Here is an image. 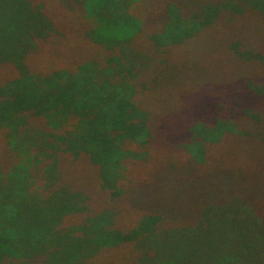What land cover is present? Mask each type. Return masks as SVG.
Returning a JSON list of instances; mask_svg holds the SVG:
<instances>
[{
  "label": "trees",
  "instance_id": "trees-1",
  "mask_svg": "<svg viewBox=\"0 0 264 264\" xmlns=\"http://www.w3.org/2000/svg\"><path fill=\"white\" fill-rule=\"evenodd\" d=\"M76 2L81 8L79 20H82V24L80 29L86 33L85 36L91 43L98 44L106 50H110L116 45L123 46L138 32L141 30L143 32L144 26H147L146 19L138 17L137 11H129L128 5L117 6L115 0H78ZM112 2L114 4H111ZM181 2L167 4V22L164 21V25H162L161 21L163 22V20L157 17L158 23H161L162 27L160 25V28H153V35L149 36L155 46L168 45L163 57L159 60L146 56V51L141 53V42L133 44V47L136 48L131 49L126 58L107 56L103 64H100L98 59L91 55L86 58V61L76 65L73 71L59 69L44 75L29 72L22 54L18 57L7 56L5 59H0V65L3 67L10 65L11 62L12 66L17 69L16 76L11 78L12 83L27 81L40 85L41 88L36 89L42 91L41 97L38 99L45 100L40 105H35L34 101L28 105L25 103L21 105L18 102L15 105L13 100L9 99L5 105H2L3 109L10 108L12 110V113L5 112L0 115V127L7 128V146L17 152V161L11 165L9 170L10 182L14 187L10 183L5 185V182L2 181L8 174L5 177L4 174L0 180V264H28L36 252H44L47 249L49 250L45 253L46 258H43L46 264H86L85 259L91 261L90 258L93 255H95L94 260L87 264H94L96 260L99 264H104L109 261L108 258H99V255L103 250L111 248H123L120 260L127 264H153V261L154 264L158 262V264H203L187 255L189 254L188 249H191L188 242L189 239H192L190 237L179 240L181 241V244L178 245L179 251L187 253L180 255L183 259L178 257L176 262L171 257L153 260L152 253L147 250L149 246L154 245V242L164 243L181 233L197 235L206 231L207 227L205 228L204 224L199 221L201 215L197 216L201 209H205L207 212L205 216L212 219L220 214L217 211L208 213L210 209L219 210L230 204L242 202L245 207L240 208L254 213L252 205L248 202L250 201L247 194L248 189L242 190L241 185H244L239 181V173L242 172V169L238 168V164L234 169L229 168L228 181L223 173L215 172L213 176H206L198 182L194 173L210 159L219 142L225 141L226 135L233 131H240L238 127L232 126L228 121L218 120L215 126H208V128L189 127L190 132L187 130L185 133L187 136L190 135L191 143L185 144L184 148L190 155L182 165L187 164V171H181L182 166L170 170L169 167L172 165L164 162L165 164H161L155 172L151 173V181L128 182L125 184L127 187L122 186L123 188L117 185L120 178H126L125 175L123 177L122 172L123 162L128 159L140 160L144 155L143 152L126 145L131 143L140 146L146 143L154 145V136L159 133L158 124L160 122L157 127L153 128V133L149 130V118L152 115L148 112L150 108L147 107V103L145 104L147 98L145 97V100L142 101L136 98L138 100L132 101L131 97L135 93L134 84L138 83L137 85L148 87L142 80V72L149 65L155 63L163 65L167 57L175 53L174 48L177 49L176 47L183 39L198 35L212 22L217 23L221 19V14L218 11L219 16H216L215 19H212L211 11H208L207 15L201 12L196 13L195 16L189 14L184 18L185 9L182 8ZM111 5L114 12H108L111 11ZM59 18L63 17H37V20L41 22L39 24L40 31L38 30L35 35L42 37L47 30L53 28L54 31L60 32L55 21ZM74 28L78 29V26ZM156 30L158 31L156 32ZM33 40V37L31 40L29 36L30 44L25 49L29 50L33 47ZM234 48V46H230L233 53L228 56L233 69L242 61L241 57L247 58V60L259 58L258 52L251 50L239 52ZM151 51L153 50H148L147 54L148 52L151 54ZM261 55L260 58L263 60L264 55ZM100 58L103 59V55ZM236 59L240 61H236ZM114 75L119 78L112 79ZM225 78L226 76H215L211 81L207 80L205 84L212 86L213 83L220 82L219 80L224 81ZM233 84L236 85L235 82ZM250 86V83H247L246 87L249 91ZM9 87L10 81L4 85L0 84L1 95L8 96ZM185 87H189V83ZM196 87L198 86L185 91H180L179 88L178 91H180L179 94H185L197 90ZM109 89L113 90L114 97L105 96ZM229 89L232 94L228 96L227 100H231L233 103L235 97L238 96V91L236 87L232 89L231 85ZM240 92L245 96L249 94L246 89ZM205 93H209L208 90L201 91V95ZM250 96L248 95V97ZM210 98H214V96L210 95ZM224 101L226 102L225 97ZM143 104L146 106L144 107ZM217 107L216 104H213L214 109L218 110ZM26 111L42 116L46 127L50 131L52 130L51 132L46 131L43 136L35 132L37 136L40 135L38 142L40 147L32 146L34 144L32 138L35 135L32 132L28 134L21 131L22 139L14 137L16 129L18 130L20 127L18 125L21 123L17 117ZM212 116L214 117V114ZM70 118H76L74 126L79 134L72 135V131H69L71 125L67 124H69L68 119ZM65 126L67 127L65 128ZM96 126L103 128L104 133H97ZM201 128L209 132L204 131L205 133H203ZM92 131L95 132L97 138L96 146L91 140L92 136H90L91 139H87L80 134ZM32 147L35 148L32 149ZM53 150H56V153L62 151L69 153L72 158L79 153L85 154L89 163L96 166L97 178H94L95 172H92L91 169V171L89 169L84 171L88 174L91 185L93 186L99 180L100 187L108 190L111 197L124 196L128 206H131L129 212L133 213L132 216H128L130 224L116 227L115 216L119 217L124 213L115 214V211L112 210L100 211L99 204L103 203L101 200H97L98 207L96 208L98 209L92 210L91 216L86 217L78 224L57 229L56 225L59 224L63 216L87 209L84 202V197L87 194L82 189L87 187L88 180L82 183L86 186L73 191L63 186L53 187L48 192H45L46 187L38 186L37 188L35 186L31 189V184L29 185L28 181L32 180V173L34 176L36 175V165L43 164L45 158H49L50 162L41 166L43 176L47 178V174L51 177L52 173L57 172L56 177L64 176L65 178L66 171L64 173L60 170L61 174L58 175L56 162L58 156ZM198 162L202 163L199 164L201 165L199 167L195 165ZM231 170L236 172L235 175H232ZM127 178H130L128 179L130 181L137 177L129 176ZM96 194L99 198V193L96 192ZM20 195L23 196L20 197ZM254 196L259 199L264 196V192H255ZM188 206L190 208L186 209ZM189 219L191 220L189 221ZM251 244L252 241H248L247 247L256 248H253ZM132 255L134 258L131 261L128 258ZM234 261L235 258H231L230 262L228 259L220 257L217 258V261L212 262L211 260L209 263L233 264Z\"/></svg>",
  "mask_w": 264,
  "mask_h": 264
},
{
  "label": "rangeland",
  "instance_id": "rangeland-1",
  "mask_svg": "<svg viewBox=\"0 0 264 264\" xmlns=\"http://www.w3.org/2000/svg\"><path fill=\"white\" fill-rule=\"evenodd\" d=\"M76 1L78 0H0V59H5L7 56L18 57L22 54L29 72L44 75L59 69L73 71L76 65L86 61V58L91 55L96 57L100 64H103L107 56L126 58L129 51L136 48L133 47V44L141 42L140 52L146 51V56L159 60L163 57L168 45L155 46L149 36L153 35V28H160L161 23L164 25V21L167 22V4L182 1L180 4L185 9L184 18L188 17L189 14L195 16L196 13L201 12L207 15L208 11H211L213 13L212 19H215L220 12L221 19L219 22H212L198 35L183 39L179 44L180 47L174 48L175 53L170 54L163 65L151 64L142 72V80L148 87L137 85L138 83L134 84L133 81L135 93L131 97L132 101L138 99L142 101L145 100V97L147 98L145 104L147 103V107L150 108L148 112L152 115L149 118V130L153 133V128L157 127L160 122L158 124L159 133L154 136V145L151 143L142 146L135 143L126 145L143 152L144 155L143 159H128L123 162L122 172L123 177L125 175L126 178H120L117 185L124 187L128 182L151 181V173L155 172L161 164H171L170 170L179 168L190 155L184 148L185 144L191 143L190 135L187 136L185 133L187 130L190 132V126L208 128V126H215L218 120L228 121L232 126L238 127L240 131H233L226 135L225 141L219 142L210 159L194 173L198 182L206 176H213L215 172L223 173L228 181L229 168L234 169L238 164V168L242 169V172L239 173V181L244 185H241L242 190L248 189L247 194L250 200L248 202L252 205V212L255 215L244 208H240L245 207L242 202L230 204L219 210L210 209L208 213L217 211L220 214L212 219L205 216L207 214L205 209H201L197 216L201 215L199 221L204 224L205 228L207 227L206 231L197 235L181 233L164 241V243L154 242V245L149 246L147 251L152 253L153 260L171 257L176 262L178 257L183 259L180 255L188 252L187 255L190 258L203 264H212L209 263L211 260L214 262L220 257L226 258L230 262L231 258H235L233 264H264V196L259 199L254 196L255 192H264V57L263 60L260 58L261 54L264 55V0H115L117 6L128 5L129 11H137L138 17L146 19L147 26H144L143 32L142 30L138 32L131 39L132 41H128L123 46H113L110 50L91 43L86 38V33L80 29L82 24V20H79L81 8ZM235 1L236 3H234ZM108 12H114L113 6ZM48 16L63 17L55 19L60 32L54 31L53 28L47 30L42 37L35 35L41 22L37 20V17L47 18ZM157 17L163 22L161 21L159 24ZM76 26L78 29L74 28ZM62 31L64 32L63 36ZM29 36L31 40L32 37L34 40L33 47L27 50L25 47L30 44ZM129 42L130 44H128ZM230 46H234L239 52L250 50L258 52L259 58L249 59L250 62L243 57H241L242 61L236 59L240 62L233 69L228 59V56L233 53ZM150 49L153 50L152 53L148 52L147 54ZM102 55L103 59L100 58ZM0 66V84L4 85L10 81L8 96L0 93V115L5 112L12 113L10 108L3 109L2 106L9 99H12L15 105L17 102L21 105L23 103L28 105L33 101L35 105H40L45 101L38 99L41 97L42 91L36 89L41 88L40 85L31 84L27 81L11 82V78L17 74V69L12 66L11 62L10 65ZM215 76H226V78L224 81L219 80L220 82L213 83L212 86L205 84L207 80L211 81ZM118 78L114 75L112 79ZM234 82L236 85L233 84ZM188 83L189 87L184 88ZM247 83L251 85L250 91L246 87ZM230 85L232 89L236 87L238 91V96L235 97L233 103L231 100H227L229 99L228 96L232 94L231 89H229ZM195 86H198L196 87L197 90L179 94L180 91ZM179 88L180 91H178ZM245 89L248 91V95H251L250 97L240 92L245 91ZM204 90H208L209 93L201 95V91ZM112 91L109 89L105 96L114 97ZM210 95L214 98H210ZM224 97L226 102L229 101L230 103H226ZM237 98L240 99L236 100ZM213 104L218 106V110L213 108ZM206 105L209 106L206 107ZM143 106L146 105L143 104ZM29 111L22 112L17 117L21 123L18 125L20 126L19 131L16 129L14 137L22 139L21 131L28 134L32 132L35 134L32 138L34 141L32 146L40 147L38 144L39 136H43V133L50 130L46 127L42 116L31 114ZM75 119H68L69 124H67L71 125L69 131H72V135L79 134L74 126ZM96 128L97 133H104V129L100 126H96ZM201 129H203L201 130L203 133L209 132L204 128ZM7 132L6 127H0V180L4 174V177L8 174L2 181L5 182V185L10 183L14 187L10 182L9 170L11 165L17 161V152L7 146ZM19 132L21 134L17 135ZM35 132L40 135L37 136ZM80 134L87 139H91L90 136H92L91 140L95 146L97 145L94 131ZM18 138L16 139L17 142L19 141ZM82 144L85 146L83 141ZM34 148L32 147V149ZM54 152L56 153V150ZM56 154L58 156L56 161L58 175L61 174V171H66L65 178L64 176L56 177L57 172L52 173L51 177L46 174L47 178H45L41 166L50 162L49 158H45L43 164L36 165L37 173L35 176L32 173V180L28 181V184H31V189L35 186L37 188L38 186L40 188L46 187L45 192H48L53 187L63 186L73 191L86 186L82 183L88 180L87 187L82 189L87 194L84 197L87 209L63 216L59 224L56 225L57 229L78 224L86 217L91 216L92 210L98 209L96 208L98 207L97 200H101L103 203L99 204L100 211L112 210L115 211V214L124 213L119 217L115 216L116 227L130 224L128 216H132L133 213L129 212L131 206H128L124 196L111 197L108 190L100 187L98 179L97 183L91 185V180L85 172L87 169H91L92 172H95L94 178H97L96 166L89 163L85 154L79 153L74 158L64 151ZM199 164L202 163L198 162L195 165L199 167L201 166ZM186 165L182 166L181 171H187ZM235 173L232 171V175ZM129 176H136L137 178L128 181L130 178L127 177ZM66 180L69 181L66 182ZM96 192L99 193V198ZM119 219L121 220L119 221ZM185 237L192 238L188 240L191 249L183 253L179 251L178 245L181 244L179 240L185 239ZM248 241H252L251 246L256 248H248ZM47 250L36 252L28 264H46L43 258H46ZM123 250V248L106 249L99 255V258H108L109 261L104 264H127L120 260ZM134 255L128 259L132 261ZM93 257L95 255L90 258L91 261L85 259L86 264L92 262ZM99 258L98 260H100ZM94 264L99 263L96 260Z\"/></svg>",
  "mask_w": 264,
  "mask_h": 264
}]
</instances>
